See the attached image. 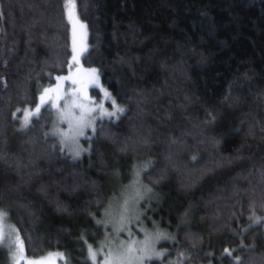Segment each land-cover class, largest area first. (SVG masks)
Returning <instances> with one entry per match:
<instances>
[{"label": "trees", "instance_id": "obj_1", "mask_svg": "<svg viewBox=\"0 0 264 264\" xmlns=\"http://www.w3.org/2000/svg\"><path fill=\"white\" fill-rule=\"evenodd\" d=\"M66 1L0 0V210L25 253L101 264L110 201L139 176L166 264H264V0H74L83 64L123 108L77 160L48 105L21 124L68 72Z\"/></svg>", "mask_w": 264, "mask_h": 264}, {"label": "rangeland", "instance_id": "obj_2", "mask_svg": "<svg viewBox=\"0 0 264 264\" xmlns=\"http://www.w3.org/2000/svg\"><path fill=\"white\" fill-rule=\"evenodd\" d=\"M73 3L75 5L74 0ZM67 4L68 0L64 4V11L70 26L72 53L69 69L65 75L57 77L51 86L39 93L37 103L29 109L28 122L31 117L39 113L36 112V107L42 104L48 105L53 112L49 134L56 139L72 160H77L88 153L86 140L91 137L97 122L105 118H117L122 112L117 111V108L122 110L123 108L101 84L97 71L95 70L93 73V68L84 66L83 57L87 51L86 27L79 20L76 7L71 9V17L69 16ZM74 57L75 59H73ZM93 77L97 81L95 85L92 84ZM92 88H96L97 92L91 93ZM105 93L108 95L106 96ZM42 96L44 97L43 101H41ZM73 101L76 103L74 104ZM104 101L111 102V104L107 105ZM112 101H115V105ZM81 104L84 107H80ZM105 113H114V115ZM81 116L84 117L82 124L80 123ZM21 124L26 125L25 117L24 120L22 117ZM78 125L82 127L83 135L78 134ZM150 194V191L140 183L138 176L129 183L127 191L121 192L118 198L111 199L110 206H107L111 212L108 211L109 214L106 213L107 216L105 214L104 218L106 224H110L112 220L114 230L111 237L92 248V251L96 249L94 251L96 253L101 250H97V248L103 247L105 244L111 246L108 252L109 256L101 260V264H166L167 261H162L166 248L159 244L163 238H166L164 234L167 232L153 225L146 226L141 222L143 213L140 208L142 209L143 201L151 197ZM129 215L131 216L128 218ZM127 219L128 222H126ZM124 221L125 223H123ZM118 222L123 223L122 227ZM260 223L264 229V219ZM108 235L109 233L106 234V236ZM17 237L21 240L7 211L1 209L0 245L2 246H0V250L3 254L1 264H14V258L18 255L14 243ZM24 256L27 261L48 257L49 264H71L62 251H51L38 257H30L25 253L24 247ZM89 257L90 264H97L92 254ZM19 264H26V260H20Z\"/></svg>", "mask_w": 264, "mask_h": 264}, {"label": "snow or ice", "instance_id": "obj_3", "mask_svg": "<svg viewBox=\"0 0 264 264\" xmlns=\"http://www.w3.org/2000/svg\"><path fill=\"white\" fill-rule=\"evenodd\" d=\"M67 7L69 8V16L71 17V9L75 7L73 0H68V4ZM83 27V25H82ZM75 59V57L73 58ZM93 73H95V69L92 70ZM58 79H62V78H58ZM96 78L93 77L92 80V84H96ZM48 91V90H46ZM105 95L107 96L108 94L105 93ZM44 100V97H41V101ZM73 103L75 104L76 102L73 101ZM113 105H115V101H112ZM80 107H84V105H79ZM19 111V110H18ZM117 111H123L122 109L117 108ZM36 112H39V107L36 108ZM106 115H114V113H105ZM30 116V113H26L25 115V124H27L28 122V118ZM84 117L81 116L80 118V123L82 124ZM77 131L79 135H83V130L82 127H80L79 125L77 126ZM16 245V249H17V256L14 258V264H19L20 260H26V264H49V258L48 257H41V258H36V259H32L30 261H27L26 257L24 256V244L23 241L19 239V237H17V240L14 242ZM2 246V245H0Z\"/></svg>", "mask_w": 264, "mask_h": 264}]
</instances>
